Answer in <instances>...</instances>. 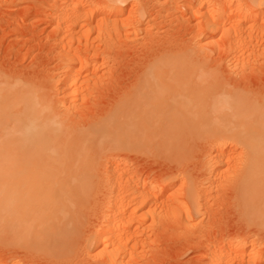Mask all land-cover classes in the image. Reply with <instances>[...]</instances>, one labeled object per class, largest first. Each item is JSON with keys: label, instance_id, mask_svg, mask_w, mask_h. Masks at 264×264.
<instances>
[{"label": "rangeland", "instance_id": "rangeland-1", "mask_svg": "<svg viewBox=\"0 0 264 264\" xmlns=\"http://www.w3.org/2000/svg\"><path fill=\"white\" fill-rule=\"evenodd\" d=\"M60 1L63 0H0V72L44 87L51 106L58 111L63 122L66 120V127L74 128L72 131L76 127L77 132L81 131L91 126L92 122L104 119L107 112L110 114L112 103L131 84L135 71L141 69V63L149 53L141 45L148 38L155 40L158 49H187L186 53L193 59L219 68L231 83L264 91V3L252 0H128L123 12L111 18L113 23L110 24L114 29L117 27L111 40L107 38L105 44L104 40L100 42L99 38H95L94 31L90 33L93 45L105 48L104 59L96 51L99 47L95 46L82 48L78 53V56L86 59L99 58L98 64L105 70L99 69L95 77H89L85 83L72 87L73 95L67 98L59 90L60 71L64 68L62 62L66 54L60 50L55 28ZM91 1L97 7L106 0H70V5L82 9ZM212 9H216L215 12L221 17L246 10L257 16L251 21L256 30L252 37L244 35L238 39L240 42H237L236 53L226 35L211 33L205 26L204 13ZM93 19L90 22L94 25L96 22ZM79 23L72 27L76 36L84 30ZM111 25L110 29L113 30ZM191 83L189 86H193ZM190 88L194 93V88ZM187 124L185 130L176 135L177 138L180 136L182 143H185L182 136L190 137L186 146H180L185 151L179 148L166 152L156 148L138 150L126 143L108 150L102 141L88 145L84 163L87 160L91 163L85 165L89 169L88 175L93 177H88L92 183L87 178L88 183L93 186L78 208H73L67 219H61L66 223L69 221L63 247L50 250L37 246L35 242L40 235L38 226H26L25 221H12L0 215V264H107L106 254L94 238L105 224L104 215L108 213L105 209L108 207L103 192L114 173L121 181L119 183L116 179L117 182L121 185L124 182L123 187H130L133 192L117 204L113 214H121L118 216L121 219L124 217L122 214L133 212L137 220L134 218V222L129 224L125 239L123 237L125 252L122 264H209V254L214 245L226 247L233 239L243 244L245 240L249 239L250 243L253 240L251 248L254 249L247 254L252 257L253 252L262 251L256 264H264V223L256 218L259 224L252 222L243 212L232 186L230 169L240 167L243 151L225 137L220 141L223 145L228 143L217 152L215 142L218 136L209 130L212 128L209 123L193 129L188 128L190 124ZM188 130L187 134L184 133ZM215 159L219 161L216 163ZM110 161L111 164H108ZM109 165L111 168L106 169ZM228 171L230 176H227ZM223 172L226 174L223 175ZM137 183L146 185L145 189ZM43 185L42 181L40 187L43 188ZM145 190L146 194H151L153 190L152 199L146 200L143 196L145 203L136 205L140 191L145 193ZM109 198L107 204L113 201ZM130 201L133 202L129 204ZM152 208L157 212L155 218L150 211ZM121 220L123 225L125 221L123 218ZM28 227L32 228L29 230ZM57 249L61 251H55ZM251 257L250 260L246 258L249 262L245 259V262L233 264H250Z\"/></svg>", "mask_w": 264, "mask_h": 264}, {"label": "bare ground", "instance_id": "bare-ground-1", "mask_svg": "<svg viewBox=\"0 0 264 264\" xmlns=\"http://www.w3.org/2000/svg\"><path fill=\"white\" fill-rule=\"evenodd\" d=\"M127 1L106 0L97 7L91 1L82 9L71 7L70 0L60 1L55 28L60 50L66 54L63 55L65 59L62 57L65 61L62 62L63 70L60 68L62 71L59 90L67 98L73 95L72 90L76 85L85 83L89 77H95L99 69L105 70L98 64L99 58L86 59L78 56V53L82 48L90 49L95 46L91 39V31L96 33L95 38H99L100 42L102 39L105 43L107 38L112 37L117 27L116 29L112 27L111 18H114V14L123 12V6ZM252 1L264 3V0ZM216 9L204 13L205 26L211 33L226 35L236 53L237 42H240L238 39L244 35L252 37L253 31L256 30L252 22L257 16L246 10L221 17L217 11L215 12ZM93 18L96 22L94 25ZM82 21L83 23H79ZM77 23L82 24L80 27L84 30L82 34L76 36L72 27ZM110 25L113 30L110 29ZM155 43V40L148 38V41L141 45L145 47L142 49L149 53L144 56L141 69L135 71L131 84L124 93H119L112 103L113 108H109L110 114L107 112L108 116L107 114L106 116L104 114L105 117L101 116L104 119L94 121L91 126H86L78 132L77 127L72 131L73 127L69 129L65 126L66 120L63 122L58 111L53 109L44 87L22 82L20 79L19 83L18 78L14 79L0 72V215L12 221L19 219L25 221L26 226H38L40 235L35 242L37 246L50 250L63 247L64 235L69 231L66 229L69 221L66 223V220L61 219H67L73 208H78L82 198L87 196L93 186L90 180L93 177L88 175L89 169L85 165L88 160L84 163L86 159L84 153L88 145L102 141L106 143L108 150L126 143L138 150L156 148L164 152L174 151L189 142L188 135H184L188 138L186 140L183 139L184 136L181 138L185 143L180 142V136L178 138L176 136L177 133L180 135L186 122L187 125L190 124L188 128L191 129L209 123L212 126L209 130L218 136L215 142L217 152L228 143V140L224 145L221 143L220 140L225 137L229 138L230 143L241 148L243 157L240 167L230 169L233 190L243 207V212L250 220L257 224L258 221L264 223V91H254L252 88H242L231 83L222 75L219 68L207 65L205 61L203 62L206 64H203L202 60L199 62L200 59H193L183 47L164 49L160 46L161 49H158ZM101 47L95 50L103 58L106 50ZM189 83L201 88L189 86ZM189 88H194V93ZM187 132L189 130L184 133ZM178 150L177 152H180ZM180 150L185 151L183 147ZM217 161L219 160L215 162ZM108 164H111V161ZM117 165L120 166L119 163ZM113 166L115 167L114 164ZM107 168L110 169L111 166ZM110 172L106 175L113 174ZM224 174L226 173L223 172ZM228 174L229 171L227 176H230ZM114 175L113 178H109L110 181L107 179L109 183H106L103 192V199L106 198L108 207L105 210L110 215L104 212L105 224L99 228L94 239L102 246V252L106 256L103 253L102 255L103 258L106 257L107 264H122L125 252L123 237L125 239L127 227L134 222V218L136 220V217L133 212L129 213L130 215L122 214L124 217L121 219L125 221L122 225L119 215H116L118 213L113 214L117 204L132 191L130 187H127L128 189L123 187L124 182L123 185L119 184L120 178ZM87 178L91 183H88ZM42 181L43 188L40 187ZM138 185L144 186L145 189L146 185L143 183ZM146 191L145 193L140 191V197L135 200L138 201L136 205L143 203L145 197L146 200L152 199L153 190L151 194L150 192L146 194ZM109 196L113 201L107 204ZM131 202L133 201L128 203ZM150 211L155 218L154 215L157 213L155 208ZM255 218L258 221H255ZM31 228L28 227L29 230ZM248 240L243 244L233 239L226 247L214 245L212 253L209 254L211 255L209 264H233L238 261L245 262L246 258L250 260L251 255L247 253L254 248H251L253 240L251 243ZM246 241L250 244L247 245ZM58 250L61 251L60 249L55 251L59 252ZM259 252V250L257 253L253 252L254 257L252 255L250 264L257 263L259 256L262 255V251Z\"/></svg>", "mask_w": 264, "mask_h": 264}]
</instances>
